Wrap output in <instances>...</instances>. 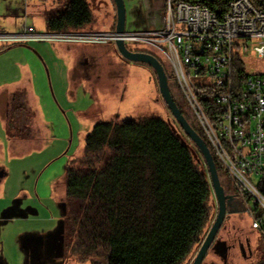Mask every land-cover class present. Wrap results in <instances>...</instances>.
Instances as JSON below:
<instances>
[{
  "label": "trees",
  "instance_id": "trees-1",
  "mask_svg": "<svg viewBox=\"0 0 264 264\" xmlns=\"http://www.w3.org/2000/svg\"><path fill=\"white\" fill-rule=\"evenodd\" d=\"M193 1L203 2L213 11L225 9L223 0ZM61 7L48 14L49 32L99 31L93 27L97 18L87 0H66ZM235 60H241L238 54ZM239 71L235 68V73ZM168 79L170 86L173 76L169 74ZM174 99L209 146L226 190L222 177L229 174L224 164L192 115ZM35 116L26 89L13 91L5 109L8 139L32 134ZM184 138L173 130L168 118L153 113L100 120L94 125L81 153L66 165L64 216L58 234L65 258L90 264L189 262L206 236L217 206L205 158L200 151L196 158L192 151L196 145ZM261 189L264 193V183ZM261 214L257 211V216ZM260 231L264 245V229Z\"/></svg>",
  "mask_w": 264,
  "mask_h": 264
},
{
  "label": "built area",
  "instance_id": "built-area-1",
  "mask_svg": "<svg viewBox=\"0 0 264 264\" xmlns=\"http://www.w3.org/2000/svg\"><path fill=\"white\" fill-rule=\"evenodd\" d=\"M221 3L225 9L217 12L200 1L166 0L161 28L142 32L40 33L24 24L15 33L0 29V42L67 38L116 43L122 38L151 46L163 56L195 122L248 207L252 227L263 230L264 70L249 71L246 57L253 54L252 62L264 66V0ZM235 68L241 71L235 73Z\"/></svg>",
  "mask_w": 264,
  "mask_h": 264
},
{
  "label": "crops",
  "instance_id": "crops-1",
  "mask_svg": "<svg viewBox=\"0 0 264 264\" xmlns=\"http://www.w3.org/2000/svg\"><path fill=\"white\" fill-rule=\"evenodd\" d=\"M18 1H0V27L16 32L26 24L33 26L37 32L51 33L47 27L48 14L63 8L61 6L66 0H52L53 6L57 4V7L49 6L50 0H26L27 7L36 6L31 10L43 9L46 24L42 26L38 23L36 26L35 18H29L30 8L25 12V21L21 20L23 16L18 12ZM87 1L97 18L96 26L93 27L100 31L99 24H106L112 30L117 22L115 1ZM1 43L4 42H0V49L4 45L8 47L0 52V57L8 55L10 60L5 63L6 66L0 67V125L4 127L0 132V142L4 145L12 142L5 129L8 97L15 90L27 89L31 96L36 92L40 95V99L30 103L36 111L33 120L36 129L28 137L17 141H36L41 153H49L55 148L56 152L43 170L36 174L33 182L40 200L41 197L55 199L52 204L54 211H48L46 204L37 207L33 215L14 211L5 198L11 184L10 174L0 179V264H77L65 258L61 249L58 234L64 216L62 203L66 191L61 190L57 194L54 185L57 178L65 173L68 160L81 153L85 136L97 121L94 111L104 103L103 99L97 98L94 87L81 80L91 79L96 60L107 55L111 57L117 53V47L109 41L67 38L32 39L10 45ZM96 53H100L101 57ZM109 69L110 74L117 72L111 65ZM32 157L29 153L28 159ZM0 159H3L2 155ZM25 175V172L21 173L22 178ZM13 200L17 201L18 198L14 197ZM231 201L236 204L234 198Z\"/></svg>",
  "mask_w": 264,
  "mask_h": 264
},
{
  "label": "rangeland",
  "instance_id": "rangeland-1",
  "mask_svg": "<svg viewBox=\"0 0 264 264\" xmlns=\"http://www.w3.org/2000/svg\"><path fill=\"white\" fill-rule=\"evenodd\" d=\"M0 1L2 2L3 0ZM124 3L126 8V31L142 32L159 29L163 25L162 20L166 7V0H124ZM49 6H53L52 0H50ZM53 7H57V4ZM27 8L29 9L30 7H27L26 0L22 2V4L21 0L18 1V12L23 16L21 20L23 19L25 21V12ZM35 8L36 6H34V8L31 6L29 9V18H35L36 26L37 23L41 26L46 24L42 15L43 9L40 8L38 11L31 10ZM99 26L101 27L99 28L101 32L111 31L109 25L99 24ZM1 27L0 29H2L4 33H15L12 32L14 30ZM18 31L20 30L18 29L16 32ZM1 44L10 45L12 42ZM126 44L131 49L140 48L150 50L164 62L163 56L146 43L127 41ZM96 54L98 57H101L100 53ZM246 58L249 71L260 72L264 70V66L252 62L254 59L253 54H249ZM8 60H10V56L8 55L0 57V67L6 66ZM96 61V69L94 70V68H92V71H94L90 74L92 78L86 80L82 78L81 80L82 82L89 83L92 88L94 87L95 92L98 94L97 98L103 99L104 102L102 105H98L97 111H94V117L97 119L95 123L100 120L133 119L144 114L153 113L170 119L178 131L187 138L182 127L174 118L166 102L162 98L159 91L157 75L151 66L143 62L125 59L118 49L117 53L115 52L111 57L107 55L106 58H98ZM110 65L112 69L117 70V72L114 71L110 74ZM170 86L174 97L181 102L185 110L192 115L187 107V103L179 88L178 82L173 79L170 82ZM26 92L29 104L33 100L40 99L38 92L32 96L29 90L26 89ZM106 93L107 95L104 96ZM3 130L4 127L0 125V132ZM55 152L56 148L49 153H41L36 141L27 142L16 140V142L12 141L8 145L7 143L4 145V143L0 142V155L3 156V159H0V179L6 174H10L9 181L11 184L6 192L5 198L7 202H10L14 211L16 210L17 212H25L33 215L35 214V209L40 207L41 204H46L48 206V211H54L52 204L55 202V199L52 197H41L40 200V197L33 188V182L36 179V174L41 172L44 166L52 160ZM29 153L33 155L30 159H28ZM4 157H6V160H4ZM22 172L26 174L23 178L21 177ZM65 175L66 173L59 176L55 182L54 192L57 194H59L61 190H64V192L66 191ZM222 180L225 183L227 194L232 196L236 201V204L231 201L230 209L232 215L229 224V228H232L230 238L233 239H231V241H235L236 243L235 246L229 249L227 257L224 258L214 254L211 248L202 264H260L264 259V245L262 243L261 231L252 227L253 218L248 211V207L242 202L243 200L238 195L234 183L229 179V176H223ZM14 197H17L18 200H13ZM246 229L253 230L250 248L246 246L245 235L242 234V231ZM239 242L244 243L246 246V254L239 249ZM198 247L187 264H191ZM77 264L90 263L85 262Z\"/></svg>",
  "mask_w": 264,
  "mask_h": 264
},
{
  "label": "water",
  "instance_id": "water-1",
  "mask_svg": "<svg viewBox=\"0 0 264 264\" xmlns=\"http://www.w3.org/2000/svg\"><path fill=\"white\" fill-rule=\"evenodd\" d=\"M114 1L117 10V22L115 31L117 33L122 34L126 30L125 3L124 0ZM115 44L122 57H124L125 59L143 62L153 68L157 75L159 91L161 93L162 98L166 102L174 118L182 127V130L185 132L187 138L190 139L196 145V147L192 146L194 156L198 158L200 151L205 158L206 164L208 166V174L210 176V180L216 197L217 212L209 230L207 231L206 236L204 237L202 243L199 245L195 257L191 262V264H202L207 253L212 248V244L214 243L215 238L228 215L229 202L233 198L232 196H229L226 193V190L221 183L217 165L209 146L207 145L203 137L194 129V127L187 120V118L185 117L182 110L179 108L178 104L174 99V96L170 90L168 79L169 74L172 75V73H168L164 64L154 54L145 51L132 50L126 45L125 41L122 38L117 39ZM168 120L171 123L173 130L185 140L183 134L181 132H178V129L171 122L170 119Z\"/></svg>",
  "mask_w": 264,
  "mask_h": 264
},
{
  "label": "flooded vegetation",
  "instance_id": "flooded-vegetation-1",
  "mask_svg": "<svg viewBox=\"0 0 264 264\" xmlns=\"http://www.w3.org/2000/svg\"><path fill=\"white\" fill-rule=\"evenodd\" d=\"M231 202H229V207H228V215L223 222V225L221 229L219 230L214 243L212 244V251L214 254L218 255L221 258L227 257V253L229 249H231L233 246H235V241H231L230 235L232 232V228H229V224L231 222ZM224 230V231H223ZM253 233V230L251 229H246L242 231V234L245 235V243L247 244L246 246L248 248L251 247V235ZM239 249L242 250L244 253L246 252L245 250V245L242 242H239ZM246 254V253H245Z\"/></svg>",
  "mask_w": 264,
  "mask_h": 264
}]
</instances>
